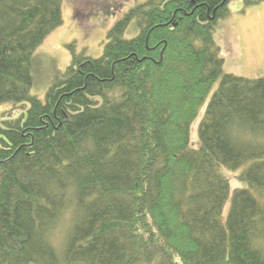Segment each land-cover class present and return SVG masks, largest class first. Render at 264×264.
Here are the masks:
<instances>
[{"label": "trees", "instance_id": "16d2710c", "mask_svg": "<svg viewBox=\"0 0 264 264\" xmlns=\"http://www.w3.org/2000/svg\"><path fill=\"white\" fill-rule=\"evenodd\" d=\"M230 2L135 7L42 101L36 50L63 0H0V106L25 107L0 119V264H264V77L224 73Z\"/></svg>", "mask_w": 264, "mask_h": 264}, {"label": "rangeland", "instance_id": "374dc122", "mask_svg": "<svg viewBox=\"0 0 264 264\" xmlns=\"http://www.w3.org/2000/svg\"><path fill=\"white\" fill-rule=\"evenodd\" d=\"M150 0H63V24L56 28L38 47V66L34 70V86L31 94L44 101L54 77L70 65L73 54L100 58L108 33L135 7ZM228 16L216 32L214 42L224 59V73L250 80L264 77V2L258 0H231ZM139 34L135 20L126 28L123 38L132 40ZM221 79L212 86L205 102L191 126V144L200 146L199 128L208 104L219 88ZM28 105V104H27ZM26 105V106H27ZM25 107L19 103L0 106V119L16 118ZM239 173V171L237 172ZM230 176L232 191L243 184L235 173ZM231 172L228 175H233ZM230 203L227 202L223 217L227 218Z\"/></svg>", "mask_w": 264, "mask_h": 264}]
</instances>
